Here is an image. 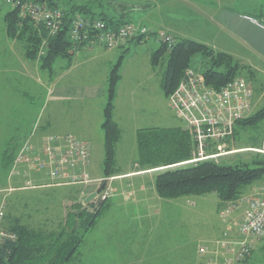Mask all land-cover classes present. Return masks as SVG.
<instances>
[{
  "label": "rangeland",
  "instance_id": "obj_1",
  "mask_svg": "<svg viewBox=\"0 0 264 264\" xmlns=\"http://www.w3.org/2000/svg\"><path fill=\"white\" fill-rule=\"evenodd\" d=\"M261 1L264 3V0ZM58 2L60 9L72 4L84 6L94 3L95 7L97 4H103V9H97L98 11L116 16L120 12L111 3L129 5L134 7L125 15V20L130 24L146 25L150 28L161 26L160 24L174 25L176 27L174 30L180 34L178 38L194 40L207 46V42L216 44L215 49L210 48L218 53L221 52L223 45L226 49L254 52L251 46L240 41L234 33L224 28L219 20L214 19L218 13L214 8L210 10L214 4H217L213 0H192L193 4L168 0H59ZM239 2L235 4L232 0H224L220 9L227 14H231L234 8L239 11L246 10L249 0ZM8 4L6 0L5 2L0 0V50H4L6 54L0 55V66L4 64L9 66L5 75L0 74V152L10 143L13 144L12 147H16V144L26 139L34 129L40 130L49 113L52 114L55 130L83 135L90 141L93 155L89 174L91 184L96 188L95 192L101 185L97 183L98 180H108L99 196L107 194L103 200L111 198L112 205L108 203L109 208L106 213L87 235L78 258L71 264H192L195 261L199 264H209L208 259L213 260L214 264L221 263L222 260L224 263L234 264L235 254L242 239L238 236V227L234 226L232 220L235 216L232 215L233 217L230 218L222 216L227 204H223L214 194L178 199L159 198L160 202L154 203L153 197L151 195L148 197L147 192L150 188L149 182H152L159 169L144 170L135 166L139 161L138 130L184 127L173 110L170 96L167 97L163 89L162 81L166 72L167 57L160 58L157 65L152 61V56L159 45L154 40H149L143 46L128 47L130 52L120 68L121 79L115 100V110L118 111L116 121L122 130L121 140L116 146L117 166L125 172L121 171L118 176L105 178L104 132L101 126L107 105L110 72L107 75L104 95L85 101L89 106L85 107L83 113L77 107L79 103L77 104L76 101L69 102L70 107L64 109L61 108L62 106L55 107L51 104L45 111L49 91L47 84L43 85L41 81L47 83L48 77L51 79L54 77L42 71L38 62L26 59L25 50L20 43L11 38L7 39L4 17L11 8L10 2ZM217 33L220 34L216 36ZM94 47L100 46L94 45ZM222 51L225 52L223 49ZM113 52L115 55L112 54ZM123 52L122 48L113 49L109 62H114V66ZM233 57L237 60L235 56ZM19 60L28 61L25 63L29 65L27 69L30 67V71L26 72L20 68L18 72L21 75H14L12 66H15ZM203 63H205L204 58L196 55L191 67L203 73ZM61 65L66 67L67 62L58 60L54 67L55 71ZM241 65L246 66L243 63ZM254 70L251 67L245 69L242 75L245 78ZM7 71L10 73L7 74ZM105 75L106 71L97 70L93 80L105 82ZM73 77L74 75L68 76L64 81L70 85V82L74 81ZM256 78L255 80H258V77ZM53 81L56 79L54 78ZM260 82L264 85L262 78L258 80L257 85ZM251 88L254 94L253 87ZM71 94L79 98L83 97L82 90H73ZM260 101L259 94L256 93L253 113L261 109ZM239 132L237 138L233 134L232 139L226 143L227 154L217 161L226 165H237L264 157V153L261 154L263 156H258L259 152H256L263 148L264 132L246 129ZM252 139L255 143L253 146ZM239 147L247 148L238 149ZM177 166L180 165L172 167ZM133 168L154 174L140 176V172L135 171L134 176L129 179L125 176L126 170ZM13 170L8 173L0 163V228L5 220L12 216H21L24 222L36 226L46 225L50 228L61 222L74 204L72 198L75 194L72 192L77 190L80 198L84 196L85 185L59 186L52 182L49 187L39 185L35 188L32 186L26 188L27 179L15 174ZM6 177L12 182L7 183V187H5ZM17 177H22L23 181L17 182L16 186ZM33 181L36 185L43 180ZM263 181L264 176L258 182ZM142 186L144 189H141ZM116 192L117 194L114 195ZM119 192H122L124 198ZM143 192L148 196L139 194ZM114 197L118 198L114 199ZM223 223L227 225V229L223 236H220L218 231L225 227ZM231 234H234V240L230 238ZM244 264H264V239L258 244L253 258Z\"/></svg>",
  "mask_w": 264,
  "mask_h": 264
},
{
  "label": "trees",
  "instance_id": "obj_2",
  "mask_svg": "<svg viewBox=\"0 0 264 264\" xmlns=\"http://www.w3.org/2000/svg\"><path fill=\"white\" fill-rule=\"evenodd\" d=\"M11 1L14 3V9L9 11L4 18L8 37L22 45L26 59L38 62L40 69L53 77L54 67L58 60L66 61V68H69L74 54L88 44L87 41L75 43L71 39L72 22L77 16H87L114 26H121L129 23L125 20V15L134 9L132 6L113 2L111 5L116 6L120 12L116 16L98 11L97 9H103V4H97V7L94 3L84 6L72 4L62 9L65 14V24L58 33L53 35L44 23L22 17L21 9L16 6V3L18 1L22 4L41 3L49 8H59V0ZM175 38L176 43L172 47L159 44L152 56L154 65L159 63L160 58L167 57L166 72L162 81L167 97L177 89L186 70L192 68V61L196 55L204 58L202 71L207 83L217 89L226 86L238 77H244L242 71L249 69V67H243L230 54L214 52L207 45L194 40ZM140 42L142 41L139 40L138 43ZM126 54L127 51H124L119 57L110 71L108 81L107 105L101 126L104 132L103 174L105 178L115 177L121 173V169L117 166L116 146L121 140L122 130L114 119V110L117 86L121 79L120 68ZM245 79L250 83L254 81V84H251L254 94L264 95V85L262 82L257 85L258 80H255L253 71L249 72ZM242 129L264 132V99L260 110L237 122L234 137L237 138ZM29 137L30 135L22 139L16 147H12V143L8 144L0 152L1 167L5 168L8 173L13 170L15 159ZM137 144L139 167L144 170L159 169L155 176V191L162 199L216 194L223 204H229L239 200L248 188L264 176V157L237 165L222 164L215 159L172 167L188 162L195 156L196 149L192 136L183 127L138 130ZM261 154L257 153L258 156H263ZM34 179L38 180V176H34ZM39 185L41 184L32 187ZM26 188L31 187L26 185ZM72 193L75 194L72 198L74 204L70 207L66 217L50 228L46 225L36 226L24 222L21 216L6 219L0 228L2 234L0 236V264H71L74 262L78 258L87 235L106 213L110 202L109 197L108 200H103L101 196L85 204L88 196L80 198L77 190ZM253 253L254 251L245 260L235 261V264L247 263Z\"/></svg>",
  "mask_w": 264,
  "mask_h": 264
},
{
  "label": "built area",
  "instance_id": "obj_3",
  "mask_svg": "<svg viewBox=\"0 0 264 264\" xmlns=\"http://www.w3.org/2000/svg\"><path fill=\"white\" fill-rule=\"evenodd\" d=\"M16 4L22 17L44 23L53 35L65 24V14L60 8L20 1ZM149 38L169 47L176 43L172 34L146 25L114 26L87 16H77L72 22L71 39L75 43L87 41L88 45L112 49L131 40ZM251 86L247 79L238 77L217 89L207 83L204 73L192 68L186 70L177 89L170 95V101L183 128L192 136L196 151L192 160L179 165L217 160L227 154L226 143L232 139L237 122L252 114L254 94ZM256 152L264 153V143ZM90 164L91 148L87 141L73 135H50L39 144L28 140L15 159L13 171L27 179V186L35 185L33 174L43 175L59 186L89 185L92 182ZM101 182L97 181L99 185ZM105 196L107 194L102 199ZM237 212H241L237 234L242 240L235 261H242L251 256L256 242L264 239V183L252 193L227 204L222 216L230 218Z\"/></svg>",
  "mask_w": 264,
  "mask_h": 264
},
{
  "label": "crops",
  "instance_id": "obj_4",
  "mask_svg": "<svg viewBox=\"0 0 264 264\" xmlns=\"http://www.w3.org/2000/svg\"><path fill=\"white\" fill-rule=\"evenodd\" d=\"M168 1H179V2H183V3L189 2V4H193L192 0H168ZM213 1L217 2V4H214L210 8V10H212V8H214L216 13H218V16L215 17L214 19L219 20L222 23L221 25L224 26V28H226L228 31L234 33L240 41L251 46L253 48V51H254V52H250L248 50H243V49H240V50H238V49H226V48H224L225 46L223 45L222 49L225 51L224 53L235 56L237 58V60L239 61V63H241V64L243 63L244 65H246V67H249V69H250V67H251V69H255L253 71V75L255 76V79H257L256 77H258V80H260V78H262L264 80V23H263V21H264V3L261 0H249V2L246 5V7H247L246 10L239 11V10H236L234 8V9H232L231 14H227L226 12H223V10L220 9V8H222V3H224V0H220V1L213 0ZM232 1H234V3L236 4L240 0H232ZM2 2H5V0H2ZM9 2L11 4L10 5L11 8L9 9V11H11L12 9H14V3H12L11 0H6L7 4ZM2 6H3V4H2ZM160 25L161 26L151 27V29H153V30H164V31H167L168 33L172 34L174 37H177V38L179 37L180 34H178L179 32H176L174 30V29H176V27H174V25H171V26H168L166 24H160ZM4 27H5V25H4ZM214 29H215V26H214ZM218 34H220V33H217L216 36H218ZM7 39H10V38L7 37ZM149 40H154V39L153 38L144 39V40H141L142 42H140V43H138L139 40H133V41H129L125 46H118L116 48H122V50L127 51V54H129L130 50L128 47L136 46V45L143 46L144 44L148 43ZM155 43L157 45H159L156 41H155ZM207 43H208V46L211 47L212 49H215L217 47L216 44H213L210 42H207ZM113 49H115V48L108 49V48H104V47H94V45H90V44L88 45L87 44V45L83 46L82 48H80L74 54L72 64L69 68H66L65 66L62 67V65H61L59 67V69H56L55 74H54V78L56 79V81H53L54 78L51 79L50 77H48L49 79L46 80L47 83H45L44 81H41V84H43V85L47 84L46 87L48 86V91H49V98H48V102L45 104V111L47 109V106H49L51 104H53L55 107L62 106L61 108L64 109V108L70 107L69 102L76 101L77 104L79 103L77 105V107H79L80 112L83 113V111H85V107H87V105H88V103L85 101H88V99H90V100L96 99L97 96H103L105 91H106V87H107V77H108L107 75H108V72H110V69L114 63L111 61L109 62L110 57H111V51H113ZM154 49L155 48L153 47L152 50H154ZM222 49H220L221 52H223ZM0 51H2L0 53V55L5 54L4 50H0ZM112 54L115 55L114 52ZM127 54H126V57L128 56ZM25 62L28 63V61L22 62L19 60L15 66H12V70L14 69V72H15V73H13L14 75H21L18 72V69H20V68L22 70H25L26 72L30 71L29 70L30 67L27 69V67L29 65H27ZM7 67H9V66H7L5 64L3 66H0V70H1L0 74L1 75H5ZM100 69L106 71L105 82L93 80L94 76L96 75L97 70H100ZM36 70H37V67H36ZM38 70H40V69L38 68ZM40 72H42V71H39V73ZM9 73L10 72L7 71V74H9ZM71 75H74V77H73L74 81L70 82L71 84L69 85L64 80L65 79L67 80L68 76H71ZM253 82H251V84ZM70 87H72V88H70ZM75 88L83 91V97L79 98L77 95L74 96L73 94H71V91L76 90ZM259 98L261 100L260 104L262 106L264 96L262 94H259ZM255 100H256V94H254L253 105H255ZM258 103H259V101H258ZM115 109H116V106H115ZM117 113H118V111L115 110L114 111L115 121L118 120L117 119ZM48 114H47V117L45 118L43 124L40 126L41 127L40 130L34 129L33 130L34 132L32 131L33 133L31 132L30 134L27 135V137L30 135L29 140L33 141L34 143L39 144L42 142L43 138H45L48 135H51L49 133H52L53 135H60V136L73 135L79 139L87 141L90 145V141L83 135L82 136L77 135L75 133L67 132L65 130L64 131L63 130H59V131L55 130L53 128V120L51 117L52 114H49V115ZM251 144H252V146L255 145L253 139L251 141ZM90 148H91V145H90ZM244 148H247V147H242V148L239 147L238 149H244ZM92 155H93V153H92V148H91V164H92ZM91 164H90V166H91ZM136 165H137V167L139 166L138 163L135 164V166ZM121 171L125 172V170H121ZM135 171H139V170H136V168H133L131 170H126L127 173L125 174V176L130 179L131 177L134 176V173H136ZM139 172H140V174H139L140 176H143V174H145V175L146 174H154L153 172H150V173H144L142 171H139ZM34 176H36V174H33V177ZM22 177H20V178L17 177L18 179H15L16 186H17V182L23 181ZM38 179L43 180V181L39 182V184H41L40 186L45 185L42 187H49V185L53 184L51 180H49L47 177H44L43 175H39ZM97 179H99V178H97ZM132 182L135 183L134 181H132ZM7 183L10 184L12 182L10 179L7 178L5 187H7ZM262 183H264V181L263 182H257L252 187H250L246 191V193L247 194L252 193L254 191V189ZM111 186H112V183H111ZM149 186H150V188L148 189V192H147L149 196L145 195L144 192L139 193V194H142L145 197L146 196L150 197V195H151L153 197L154 203L160 202L159 200L162 198H160L155 191V177L153 178L152 182H149ZM142 188L144 189V186H142L141 189ZM95 189L96 188H95L94 184L93 185L92 184L85 185L84 196L91 195L92 193L95 192ZM125 190H126V188H125ZM125 190H123V191H125ZM150 190H152V192ZM117 192L114 193V195L117 194ZM119 193H120V196L123 197L122 192H119ZM214 195L217 196L216 194H214ZM120 196H118V197H120ZM118 197H114V199L118 198ZM133 198H135V197H133ZM126 199H128L127 196H126ZM110 200H111V198H109V202H110ZM110 205H112V203ZM233 216H235L234 218H232V220H234L233 222L235 223L234 226L237 227V224L241 220V212H237ZM224 226L225 227H223L222 229H220V231H218L220 236H223L225 229H227V225L224 224ZM232 233H233V231H232ZM233 235L234 234L230 235V238L232 240H234ZM207 239H209V238H207ZM261 241L256 242L254 251L256 250L258 244ZM252 258H253V255H252L251 259ZM208 260H209L208 261L209 264H214L213 260H210V259H208ZM250 260H248V261H250ZM197 263L198 262L195 261L192 264H197ZM225 263L222 260L221 263H218V264H225ZM215 264H217V263H215Z\"/></svg>",
  "mask_w": 264,
  "mask_h": 264
},
{
  "label": "water",
  "instance_id": "obj_5",
  "mask_svg": "<svg viewBox=\"0 0 264 264\" xmlns=\"http://www.w3.org/2000/svg\"><path fill=\"white\" fill-rule=\"evenodd\" d=\"M107 183H108V180L103 179L98 190L87 197V199L85 200V204H89L90 202L96 200L98 198V194L102 192V190L104 189Z\"/></svg>",
  "mask_w": 264,
  "mask_h": 264
}]
</instances>
